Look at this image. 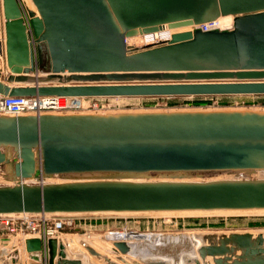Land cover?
<instances>
[{
  "label": "water",
  "instance_id": "obj_1",
  "mask_svg": "<svg viewBox=\"0 0 264 264\" xmlns=\"http://www.w3.org/2000/svg\"><path fill=\"white\" fill-rule=\"evenodd\" d=\"M21 1L31 33L18 0H0V51L5 30L9 66L0 75L1 95L264 96V0ZM228 16L231 28L180 31L168 43L142 48L127 44L161 28ZM0 167L14 181L0 185V215L264 210V177L139 178L264 172V111L0 116ZM58 175L87 176L42 181ZM200 240L197 256H185L183 264H264L263 233L210 232ZM102 242L93 241L126 257L124 264H171L129 258L127 240ZM80 244L97 260L118 264ZM47 247L48 264H96L69 258L57 238ZM26 250L29 264H44L40 238L27 239Z\"/></svg>",
  "mask_w": 264,
  "mask_h": 264
},
{
  "label": "rangeland",
  "instance_id": "obj_2",
  "mask_svg": "<svg viewBox=\"0 0 264 264\" xmlns=\"http://www.w3.org/2000/svg\"><path fill=\"white\" fill-rule=\"evenodd\" d=\"M21 8L23 19L26 22V10L21 0H18ZM3 10V6H2ZM4 13V10H3ZM4 15V14H3ZM28 17V16H27ZM29 19V18H28ZM4 27L6 24L5 16L3 17ZM29 31V29H28ZM1 39V37H0ZM5 48L7 50V38L4 37ZM136 40V41H135ZM133 46L141 48L144 43L139 39L132 38L130 42ZM7 58V52H6ZM8 64V59H7ZM9 67V66H8ZM123 103V108L112 113H144V112H174V111H210V110H263L264 97H176V98H122L119 99ZM118 101V102H119ZM2 168V167H0ZM5 173V170H4ZM84 176H53L46 178V182H63L67 180L85 178ZM186 177L189 180H213L223 178L236 177H264V172L253 173H235V172H201L189 174H147L140 175V179L160 180L168 178ZM13 181L6 176L0 175V185H4ZM3 183V184H1ZM263 211V210H261ZM261 211H245L238 213L227 214H192L191 213H162V212H145V213H96V214H80L77 222L90 224L88 227H98L104 224L111 229H119L125 232H140L139 234H150L146 238L150 241H155L158 238L157 248L152 251V254L158 258L169 259L171 264H179L182 257H190L194 250L193 239L184 238L192 233H232V232H250L264 234V212ZM108 222V223H107ZM77 223V225H78ZM107 223V224H106ZM123 232V233H125ZM97 230L78 228H66L63 231L64 237L71 238V244L74 247H79L78 251H84L81 246L83 239L89 241V246L95 248L101 254L111 258L118 264H124L119 260V257L108 254L103 248L95 245L94 240L104 245L102 238H97L95 234ZM109 234L108 233L107 237ZM153 236H152V235ZM193 235V234H192ZM184 236V237H183ZM153 237V238H152ZM179 237V238H178ZM96 238V239H95ZM184 238V239H183ZM178 239V240H177ZM186 239V240H185ZM177 240V241H176ZM70 241V240H69ZM78 241V243H76ZM192 242V243H191ZM76 244V246L74 245ZM97 247V248H96ZM98 248L100 250H98ZM72 249V248H71ZM77 249V248H76ZM141 249V248H140ZM139 249V250H140ZM74 251V250H73ZM76 251V250H75ZM92 259L90 260L89 257ZM82 254L85 256L80 259L92 261L96 264H107L104 260H97L92 257L86 250ZM75 253V252H74ZM107 255H106V254ZM79 257L76 254L71 255Z\"/></svg>",
  "mask_w": 264,
  "mask_h": 264
},
{
  "label": "built area",
  "instance_id": "obj_3",
  "mask_svg": "<svg viewBox=\"0 0 264 264\" xmlns=\"http://www.w3.org/2000/svg\"><path fill=\"white\" fill-rule=\"evenodd\" d=\"M217 21L218 20L200 25H193L187 28H189L188 30L190 31H193L196 28H200L203 31L221 29L217 27ZM26 22L28 24L29 32L31 33L27 16ZM232 25L233 23L229 28H231ZM176 32H180V30L165 27L156 32L149 33L151 35L155 33L152 36V42L150 44L141 45V48L147 45L168 43L172 40V36ZM4 36L5 35H3V37ZM0 37V40H2V34H0ZM131 39L132 38L127 39V44H131ZM3 44L4 55L6 57L4 40ZM4 55L3 51H0L1 76L4 75L6 69L9 70L7 58L5 59ZM119 99L122 98L7 97L0 94V116L16 117L25 115L39 116L43 114H106L116 112V110L123 108V103H121ZM42 181L46 182L45 179H42ZM13 183L14 181H9L7 184ZM79 215L80 214L77 213H19L0 215V253H2L0 255V261L2 258H7L9 264H13L10 258L11 254L15 252L20 254V252H23L24 259L21 260L20 264H29L26 241L29 238H40L42 241L41 254L43 263L48 264V239L57 238L58 241L62 239L63 231L66 230V228H75L77 226Z\"/></svg>",
  "mask_w": 264,
  "mask_h": 264
},
{
  "label": "bare ground",
  "instance_id": "obj_4",
  "mask_svg": "<svg viewBox=\"0 0 264 264\" xmlns=\"http://www.w3.org/2000/svg\"><path fill=\"white\" fill-rule=\"evenodd\" d=\"M233 23V17L232 16H228V17H221V18H219L218 19V21L216 22V24L218 25L217 27L218 28H229L230 26H231V24ZM189 28H182V29H179L180 31H186V30H188ZM155 34V33H154ZM154 34H149V35H147V34H143V35H139V36H137V39H139L141 42H143L144 44H150L151 42H152V40H153V38H152V36L154 35ZM133 38H136V37H133ZM5 40V39H4ZM132 40V39H131ZM131 40H130V42H131ZM136 41V40H135ZM143 44V45H144ZM130 45H132V44H130ZM135 46V45H134ZM46 179V178H45ZM31 181H35V180H31ZM248 211H261V210H248ZM238 213V212H245V211H225V210H221V211H180V212H162V213H180V214H183V213H191V215L192 214H229V213ZM261 212H264V210L263 211H261ZM98 214V213H97ZM193 234V235H192ZM192 234H189L188 236H183L184 238H186V239H189V240H191V239H193V245H194V250H193V252L191 253V254H189L190 256H197V248L200 246V244H201V240H200V235H202V233H192ZM148 235H150V234H139V233H133V232H130V233H128V232H125V233H121V234H109L108 235V238H113V239H123V240H127L128 242H130V245L132 246V248H133V251H132V253H131V255H129V258H133V259H136V260H138V261H140V262H142V263H144L143 261H145L144 259H161V260H164V261H168V262H171L169 259H166V258H158V257H155L153 254H152V251L153 250H155L156 248H157V241H158V238H156V240L155 241H151V242H149V243H147V246L146 247H144V248H141L140 250H135V245L133 246V243H131V241H133V240H138L139 238H143V237H145L146 238V236H148ZM152 235V234H151ZM153 236V235H152ZM64 238V237H63ZM153 238V237H152ZM179 238V237H178ZM183 238V239H184ZM149 239V238H148ZM185 239V240H186ZM66 240V243L65 242H63L64 241V239H60L59 240V243H61V244H65V246H66V253L68 254V256H70L71 258H79L80 259V257L81 256H83L82 254L84 253H82V251L80 252V251H78V248L79 247H74V246H72V244H71V241H72V239L71 238H69L68 240L67 239H65ZM70 240V241H69ZM178 240V239H177ZM176 240V241H177ZM63 242V243H62ZM81 242H85V243H87V244H91L89 241H87V240H85V239H83ZM143 242V241H142ZM157 242V243H156ZM76 243H78V241L76 242ZM192 243V242H191ZM138 244V243H137ZM74 245L76 246V244L74 243ZM146 245V244H145ZM72 248V249H71ZM77 248V249H76ZM95 249V248H94ZM74 250V251H73ZM76 250V251H75ZM96 250V249H95ZM75 252V253H74ZM73 254H76V255H78L79 257H73V256H71V255H73ZM15 255V253H12L11 254V256H10V258H11V262H15L16 264H20L21 263V260H23L24 259V253L23 252H20V254L18 253V254H16L17 256H14ZM84 258H85V256H83ZM119 257V256H118ZM120 258H126V257H119V260H120ZM183 259H184V257H182V259L180 260V263L179 264H183ZM128 261H129V259H127ZM17 261H19V262H17ZM82 261L83 262H85V263H90V262H92V261H87V260H85V259H83L82 258ZM115 262V261H114ZM14 263V264H15ZM94 263V262H93ZM117 263V262H116ZM145 264V263H144Z\"/></svg>",
  "mask_w": 264,
  "mask_h": 264
},
{
  "label": "crops",
  "instance_id": "obj_5",
  "mask_svg": "<svg viewBox=\"0 0 264 264\" xmlns=\"http://www.w3.org/2000/svg\"><path fill=\"white\" fill-rule=\"evenodd\" d=\"M4 32V37H6V34H5V30L3 31ZM227 97H264V96H224V98H227ZM0 175H2L3 177L4 176H6V175H8L7 174V172L5 171V173H4V169L3 168H0ZM108 223V222H107ZM106 223V224H107ZM88 225H90V224H86V223H81V222H79L78 223V225H77V227L78 228H82V229H90V230H97V233L95 234V236L97 237V238H102V240H104V239H106L107 238V234L108 233H116V234H121V233H123V232H125V231H121V230H117V229H111L110 227H108V225L105 227L104 226V224H101L100 226H98V227H88ZM136 233H138V232H136ZM140 233V232H139ZM145 234V233H144ZM64 234L62 235V239H64V241L63 242H65L66 243V240L65 239H67V237H64ZM61 239V240H62ZM96 239V238H95ZM68 240V239H67ZM143 241V242H142ZM149 242H151L149 239H147V238H145V237H143V238H139L138 240H133V241H131V243H133V246L135 247V250H139L140 248H144V247H146L147 246V243H149ZM138 243V244H137ZM109 244H110V242H109ZM129 244H130V242H129ZM146 244V245H145ZM97 248V247H96ZM98 250H100L99 248H98ZM101 251V250H100ZM83 252H85V250L84 251H82V253ZM102 252V251H101ZM85 254L87 255V253L85 252ZM106 254V253H105ZM107 255V254H106ZM67 256H68V254H67ZM88 256V255H87ZM69 258H71L70 256H68ZM89 257V256H88ZM116 257H118V256H116ZM119 257H122V255H120ZM191 257V256H190ZM89 259L90 260H92L90 257H89Z\"/></svg>",
  "mask_w": 264,
  "mask_h": 264
}]
</instances>
